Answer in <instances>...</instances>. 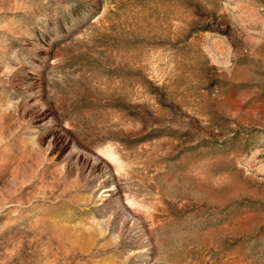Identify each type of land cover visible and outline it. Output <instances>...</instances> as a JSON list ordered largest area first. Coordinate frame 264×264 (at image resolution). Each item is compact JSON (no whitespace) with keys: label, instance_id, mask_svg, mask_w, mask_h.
Returning <instances> with one entry per match:
<instances>
[{"label":"rangeland","instance_id":"rangeland-1","mask_svg":"<svg viewBox=\"0 0 264 264\" xmlns=\"http://www.w3.org/2000/svg\"><path fill=\"white\" fill-rule=\"evenodd\" d=\"M0 264H264V0H0Z\"/></svg>","mask_w":264,"mask_h":264}]
</instances>
